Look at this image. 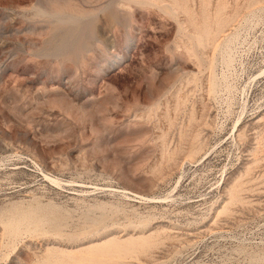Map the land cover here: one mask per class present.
Masks as SVG:
<instances>
[{"label":"rangeland","instance_id":"1","mask_svg":"<svg viewBox=\"0 0 264 264\" xmlns=\"http://www.w3.org/2000/svg\"><path fill=\"white\" fill-rule=\"evenodd\" d=\"M226 1L239 87L216 95L222 41L199 63L163 5L0 0V264H264V76L240 92L264 66V18Z\"/></svg>","mask_w":264,"mask_h":264},{"label":"bare ground","instance_id":"2","mask_svg":"<svg viewBox=\"0 0 264 264\" xmlns=\"http://www.w3.org/2000/svg\"><path fill=\"white\" fill-rule=\"evenodd\" d=\"M148 2L152 3L153 5H157V6L163 5L164 9L167 10L168 13L171 14V16L172 15L178 16L179 14L184 15L185 19L181 22V25L179 24V29L180 31H183L184 36L187 38V40L184 38L183 39L184 41L182 40L181 45L186 50V53L190 57L192 56L196 57L199 63L203 62V57L199 56L197 54V51L200 52L201 49H204L210 46L213 49H215L218 42L222 41L221 53H222L223 61H224V64L227 70L223 71L221 76H216L214 78H211V82H210L211 87L209 91L217 95L218 88L221 89V87L223 86L228 93L232 94L233 91L239 87V86H236V84L234 85V81L236 80V78L234 77L235 76L234 75V71H235L234 64L236 63L239 57V54H240L238 53L236 45L238 44V42H241V41H238L240 39L241 30L236 29L232 33H227V30L231 26L232 27L234 26L232 24L236 21V19H238V16L241 15L240 10L238 8H235L232 12L231 11L228 12L229 5L226 0H219L214 8L211 7L212 4L210 0H199L200 2L199 9L194 7V5L190 3V0H148ZM247 7H248L247 9H250V8L251 9L253 8V9L250 10L249 18L247 19L245 18L246 22H248V19L250 20L251 18L253 19L256 18L255 23H258L264 18V0H248ZM72 10L78 14H81L83 12L80 8H77V7H75ZM72 18L77 20V17H72ZM177 47L178 48L180 47V43L179 45H177ZM212 60L210 62L211 68L214 67V60L213 61ZM262 76H264V66L258 71L257 74H254L249 77L248 81L250 82L247 84H250V85H246L245 83L244 85L245 87L240 90L241 94L242 95L244 94V96L248 94L252 83L257 79L259 80ZM176 102L177 103L174 107V111L178 113V111L181 110V107L183 106L184 101L182 100L180 96H178ZM246 108H247V105L244 100L242 112H244ZM198 119H199V115L196 112V110L193 109L189 115V126L197 122ZM240 121H241V117L238 119L236 124H238ZM242 126H243V122L240 123L239 126L235 125V127H237L235 136H237V134L240 132ZM190 136H191V139H190ZM239 136H241V134H239ZM187 137H188V140H190L192 144L191 150H189L190 152L187 158L188 160L193 161L195 157L193 153V150H194L193 145L198 139L199 134L189 135L188 133L182 130L180 134L181 141H184ZM180 151L181 150L179 149L174 151L170 155V160L174 159L175 154H178ZM31 161H33L35 165L40 168V171H42V173L45 175V177L48 178V180L56 184H59V185H63V183L67 185L69 183L68 181H63L59 177L47 171L44 167H42L37 162V160L32 158ZM238 187H239L238 185H235L231 188V191L229 190V194L231 196L232 201L236 200L237 198ZM125 190H130V189H125ZM126 192L127 193L135 192V194H137L136 196L139 199H151V197L149 198L143 195L142 193H139L136 191H126ZM74 254L77 255V253H74Z\"/></svg>","mask_w":264,"mask_h":264}]
</instances>
